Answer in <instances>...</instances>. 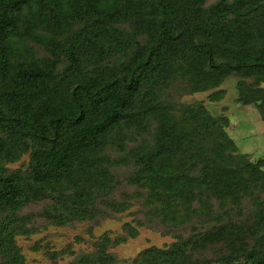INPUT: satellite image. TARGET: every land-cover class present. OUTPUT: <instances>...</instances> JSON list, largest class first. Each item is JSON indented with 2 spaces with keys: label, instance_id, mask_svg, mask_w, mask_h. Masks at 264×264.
<instances>
[{
  "label": "trees",
  "instance_id": "16d2710c",
  "mask_svg": "<svg viewBox=\"0 0 264 264\" xmlns=\"http://www.w3.org/2000/svg\"><path fill=\"white\" fill-rule=\"evenodd\" d=\"M206 2L0 0V129L9 132V140L0 138V159L28 152L26 136L40 146L30 173L0 167L1 264H25L15 239L19 229L9 225L31 201L56 200L44 217L58 226L92 218L99 197L117 186L107 149L124 148L128 133L153 124V146L136 157L141 168L132 181L148 185L159 199L189 204L205 194L221 203L247 196L259 209L260 235L249 252L223 260L264 264V158L255 163L239 152L227 134V117H214L201 104L177 115L162 101L164 89L180 78L193 92L233 73L264 82V0H219L209 8ZM141 5L155 9L158 22ZM86 18L94 20L74 32V22ZM124 22L132 23L131 33L114 27ZM144 34L151 42L123 73L98 77L96 69L88 70ZM27 42L45 48L53 60L38 63ZM61 55L69 65L57 76ZM239 87L245 105L264 99L262 89L244 82ZM109 243L106 238L99 245L98 259L85 256L74 264H115ZM191 244L150 248L134 264H183Z\"/></svg>",
  "mask_w": 264,
  "mask_h": 264
},
{
  "label": "rangeland",
  "instance_id": "374dc122",
  "mask_svg": "<svg viewBox=\"0 0 264 264\" xmlns=\"http://www.w3.org/2000/svg\"><path fill=\"white\" fill-rule=\"evenodd\" d=\"M217 1L219 0H207L205 7L209 8ZM141 6L143 9L140 10L147 17H155L158 22L160 18L155 9L153 11L144 7L147 5ZM93 20L86 18L75 21L73 31L82 30ZM114 27L127 34L132 32L131 22ZM65 41L66 38H63L61 44L66 46L68 44ZM150 42L148 34L129 38L117 55L109 59L99 57L88 70L96 69L94 73H98V77L123 73L125 67L132 65L136 54ZM24 47L33 53L38 63L53 60L45 48L33 42H27ZM14 59L20 62L25 60L22 56L17 59L14 56ZM68 65V58L61 55L57 76H62ZM241 82L252 89L264 90V82L257 83L255 78L236 73L202 92H193L189 81L180 78L164 89L162 101L173 107L177 115L185 111L184 108L201 104L214 117H227L230 121L228 136L234 140L240 153L249 155L256 163L264 158V99L250 105L242 103L239 87ZM3 87L5 86L0 82V89ZM156 127L153 124L147 131L134 130L128 133L124 148L109 146L106 156L112 164L110 170L117 186L111 194L99 197L96 202L97 210L92 213V218L58 226L44 217L46 210H53L58 206L56 200L48 199L31 201L17 215V219L10 221L9 230L15 224L19 229L15 239L25 258V264H74L85 256L98 259L101 250L99 245L106 238L110 240L107 252L115 257V264H134L145 250L170 249L173 245L186 241H191L192 244L186 251L183 264H199L204 260H214L209 264H254L244 257L223 260L249 252L260 235L256 219L259 209L248 203L247 196L242 195L235 203H221L205 194L189 204L169 198L159 199L160 196H155L148 185L132 181L141 168L135 159L153 146ZM0 138L9 140V132L0 129ZM25 139L29 143L28 152L12 160L6 157L0 159V167L8 173L31 172L33 153L40 146L27 136ZM4 222L6 223V216ZM24 228L28 232L20 234Z\"/></svg>",
  "mask_w": 264,
  "mask_h": 264
}]
</instances>
